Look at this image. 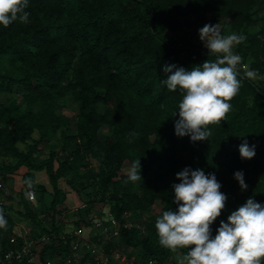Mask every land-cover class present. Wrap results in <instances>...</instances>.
Returning a JSON list of instances; mask_svg holds the SVG:
<instances>
[{"label": "trees", "instance_id": "obj_1", "mask_svg": "<svg viewBox=\"0 0 264 264\" xmlns=\"http://www.w3.org/2000/svg\"><path fill=\"white\" fill-rule=\"evenodd\" d=\"M26 11L29 23L0 25V208L8 221L0 229V253L22 245L23 238L15 244L11 238L25 222L29 238L52 237L43 264L66 256L68 215L74 227L89 226L100 203L122 222L126 213L133 222L149 213L141 221L146 230L122 226L108 248L128 247L134 264H168L187 249L162 247L155 221L177 210L173 185L185 167L214 173L227 196L213 237L249 197L264 204V80H249L242 70L246 64L264 76V0H29ZM217 23L224 35L246 36L234 49L243 58L241 87L227 120L210 125L208 139L192 141L175 134L183 93L161 83L172 74L162 69L174 64L190 71L215 60L198 30ZM244 140L256 146L251 159L241 158ZM42 143L49 148L44 159ZM138 159L142 179L131 182L123 169ZM21 168L27 171L16 207L6 186L13 188ZM236 171L244 173L246 190ZM69 192L85 206L70 208ZM89 257L78 264H89Z\"/></svg>", "mask_w": 264, "mask_h": 264}, {"label": "clouds", "instance_id": "obj_2", "mask_svg": "<svg viewBox=\"0 0 264 264\" xmlns=\"http://www.w3.org/2000/svg\"><path fill=\"white\" fill-rule=\"evenodd\" d=\"M28 6L29 0H0V25L8 27L17 20L29 23ZM198 31L200 40L216 59H207L190 71L165 64L162 70L172 74L161 81L169 91L183 93L175 134L188 135L192 141L208 139L212 135L209 126L227 120L232 110L231 100L241 87L238 65H242L243 58L234 52V47L246 40L243 34H222L219 23L205 24ZM242 70L249 80H264L249 65H243ZM255 147L244 140L239 146L241 158H253ZM140 170V160L133 161L128 180H141ZM176 176L180 180L173 185L178 208L163 211L155 221V229L162 247L173 253L187 249L178 258V264H264V204L249 197L228 215L227 222L220 221L213 237L211 225L222 214L227 201V196L220 191L221 183L214 173L205 174L202 169L190 167ZM234 178L242 191L247 189L242 171H236ZM27 183L31 186L32 182ZM7 226L4 210L0 208V229L6 230Z\"/></svg>", "mask_w": 264, "mask_h": 264}, {"label": "built area", "instance_id": "obj_3", "mask_svg": "<svg viewBox=\"0 0 264 264\" xmlns=\"http://www.w3.org/2000/svg\"><path fill=\"white\" fill-rule=\"evenodd\" d=\"M28 197L30 200H34L36 198L35 190H30ZM128 216L126 213L123 217L125 222H122L111 214L110 208L103 211V214L94 211L90 216L91 224L89 226L74 227L73 232L65 230L62 234L64 239H66L67 233H70L72 237L70 253L66 256L58 255L55 257L56 263L49 260L47 264H78L88 252L90 253L89 264H110L115 261L130 262L134 256L130 258L129 251H127L129 250L128 247L117 245L108 248L107 246L111 240L120 236L122 226L131 227ZM28 229L31 230V227ZM29 232L22 231L15 226V236L11 238V242L15 244L18 242L17 237H21L23 243L19 248H10L0 253V264H43L42 249L44 245L52 241V237L45 234L40 237L29 238ZM168 264H176V262L172 260Z\"/></svg>", "mask_w": 264, "mask_h": 264}, {"label": "rangeland", "instance_id": "obj_4", "mask_svg": "<svg viewBox=\"0 0 264 264\" xmlns=\"http://www.w3.org/2000/svg\"><path fill=\"white\" fill-rule=\"evenodd\" d=\"M218 24V23H217ZM220 24V27H221V23H219ZM193 30H197V26H195V28L193 29ZM234 49H235V47H234ZM34 136L35 137H38V133L37 132H35V134H34ZM58 149H60V146H56ZM40 150H43L44 151V153H42V154H40V158L41 159H44V158H46L47 156H48V151H49V148L48 147H45V145H44V143H42L41 145H40ZM129 169H130V166H128V167H125L124 169H123V173H125V174H128V172H129ZM27 171V169L26 168H21L19 171H17L15 174H14V179H15V183H14V185H13V188L11 189V187L9 186V185H7L6 186V189L9 191V193L10 194H12V192H11V190H13V198H14V200L12 201H9L8 203L10 204H13V205H15L16 207H20L19 205H18V199H19V196H18V191L21 189V188H23L24 187V181H23V178H22V175L25 173ZM45 180H47V176H45V178H44ZM83 198L80 196V194H78V193H76V192H69V194H68V196H67V204H68V206L70 207V208H74L75 210H76V208H77V206L78 205H83V200H82ZM87 204V203H86ZM83 206H85V204L83 205ZM95 210V212H98V213H101V212H103V211H107L108 209H109V205L108 204H105V205H101L100 203H98V204H96V206H95V208H94ZM148 214L149 213H146L144 216H143V218H142V220H144V221H146V217L148 216ZM73 220H74V218H73V216H72V214H69L68 215V218H67V221H66V225H65V230H67V231H69V232H73V228H74V225H73ZM142 220H140V219H136V220H134V222L131 220L130 221V224H131V226H133V225H137V226H141L142 225V223H141V221ZM143 222V221H142ZM142 226H144V229L146 228L145 227V225H142ZM16 227L18 228V229H22V231H26V232H28V231H32V229L31 230H29L28 228L29 227H31V226H29V225H27L25 222H19L17 225H16ZM25 227H27L26 229H24ZM32 228V227H31ZM28 230V231H27ZM146 230V229H145ZM29 232V233H30ZM127 251H129V250H127ZM178 254V257H173V260L176 262V264H178V258L179 257H181V256H183V254H181V253H177ZM135 259H137V257H136V255H135V257L134 258H132L131 260H130V262H126V263H122V262H120V261H115V262H113L114 264H133L134 263V261H135ZM54 263H56V261H53Z\"/></svg>", "mask_w": 264, "mask_h": 264}]
</instances>
